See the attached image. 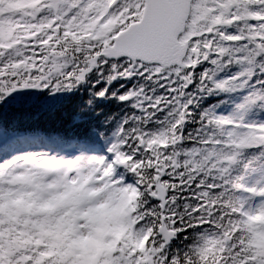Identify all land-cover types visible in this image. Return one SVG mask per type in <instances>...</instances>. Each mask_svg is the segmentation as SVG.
<instances>
[{
    "label": "snow or ice",
    "instance_id": "6c2138e0",
    "mask_svg": "<svg viewBox=\"0 0 264 264\" xmlns=\"http://www.w3.org/2000/svg\"><path fill=\"white\" fill-rule=\"evenodd\" d=\"M101 82L83 133L4 110ZM0 264H264V0H0Z\"/></svg>",
    "mask_w": 264,
    "mask_h": 264
},
{
    "label": "trees",
    "instance_id": "16d2710c",
    "mask_svg": "<svg viewBox=\"0 0 264 264\" xmlns=\"http://www.w3.org/2000/svg\"><path fill=\"white\" fill-rule=\"evenodd\" d=\"M137 83H147L149 89L156 87L154 84L139 78L131 81H113L109 86L108 95L105 98L96 99L93 110L87 113L89 125H103L105 128L115 127L116 121L123 118L126 114L136 112V109L132 107L135 102L134 99L121 102L117 97ZM104 87L105 84L103 82L97 84L95 89L90 85H83L73 94H57L61 99L56 102L45 93L43 96H32L29 101L25 102V106L22 109H17L14 103H10L4 106V110L8 118L18 120L25 127H37L49 132L68 134L83 133L86 128L79 126L78 121L74 120L72 114L78 106L85 105L92 98L91 93ZM158 91L163 90L158 89ZM113 92L116 93V96L111 95ZM65 96L67 97L66 99L63 98ZM212 101L213 98L210 97L205 101V105L212 103ZM50 103H55L56 105V110L52 114H38L41 106Z\"/></svg>",
    "mask_w": 264,
    "mask_h": 264
}]
</instances>
